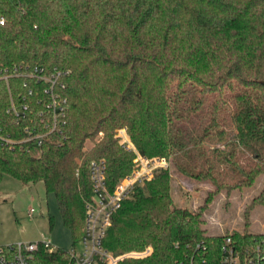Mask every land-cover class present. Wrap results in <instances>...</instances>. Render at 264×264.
Segmentation results:
<instances>
[{"label": "trees", "instance_id": "trees-1", "mask_svg": "<svg viewBox=\"0 0 264 264\" xmlns=\"http://www.w3.org/2000/svg\"><path fill=\"white\" fill-rule=\"evenodd\" d=\"M1 19L0 69L24 62L69 73L65 124L40 146H0V181H42L75 244L92 195L90 161L105 160L109 190L135 167L114 136L124 126L140 153L169 166L112 215L103 245L114 255L152 248L117 264H190L198 244L219 264L226 236L239 264L258 255L264 264V233L206 235L201 213L175 206L170 192L172 171L216 191L264 173V0H0ZM8 103L0 82V120L11 129ZM259 197L264 204V186ZM33 263L70 258L62 249Z\"/></svg>", "mask_w": 264, "mask_h": 264}, {"label": "built area", "instance_id": "built-area-1", "mask_svg": "<svg viewBox=\"0 0 264 264\" xmlns=\"http://www.w3.org/2000/svg\"><path fill=\"white\" fill-rule=\"evenodd\" d=\"M3 23V19L0 20ZM68 71L49 69L42 65L14 63L0 69V82L8 89V114L14 127L8 129L0 120V146L22 147L32 143L40 146L51 140L52 135L66 122L68 99L65 95V77ZM10 79H15L13 87ZM116 138L120 145L134 156L135 167L122 177L112 190L106 185V163L104 159L91 160L88 165L92 185L91 199L85 205L82 234L73 248L66 251L70 264H117L125 258H143L151 254L152 248L130 251L114 255L103 245V240L111 225L112 215L121 203L130 197L135 187L153 178L158 172L168 168L164 158L149 157L139 152L126 129H120ZM33 209L30 210L32 212ZM202 255L191 258L190 264H208L204 253L206 247L198 244ZM62 248L55 246L49 238L36 241H22L10 245H0V264H34L40 252L52 254ZM256 250H259L257 246ZM259 264L263 257H256ZM245 259H249L245 256ZM254 258L250 257L253 263ZM239 251L230 236L224 238L219 264H239Z\"/></svg>", "mask_w": 264, "mask_h": 264}, {"label": "rangeland", "instance_id": "rangeland-1", "mask_svg": "<svg viewBox=\"0 0 264 264\" xmlns=\"http://www.w3.org/2000/svg\"><path fill=\"white\" fill-rule=\"evenodd\" d=\"M120 129H126L131 136L126 127L119 126L115 129V137ZM90 147L92 142L87 140L85 148ZM172 172L170 192L173 204L200 212L201 227L206 235L245 230L264 233V204L259 197L264 186V173L256 175L248 185L233 187L230 191L225 188L216 191L209 182ZM43 237L66 251L74 245L70 230L62 222L54 195L45 191L42 181L25 184L4 175L0 181V245L36 241Z\"/></svg>", "mask_w": 264, "mask_h": 264}, {"label": "water", "instance_id": "water-1", "mask_svg": "<svg viewBox=\"0 0 264 264\" xmlns=\"http://www.w3.org/2000/svg\"><path fill=\"white\" fill-rule=\"evenodd\" d=\"M262 84H263V86H264V81H262Z\"/></svg>", "mask_w": 264, "mask_h": 264}]
</instances>
